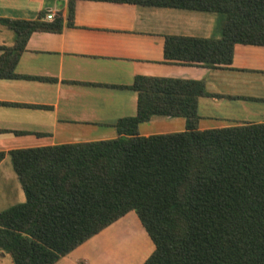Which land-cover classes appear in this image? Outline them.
<instances>
[{
    "label": "trees",
    "instance_id": "16d2710c",
    "mask_svg": "<svg viewBox=\"0 0 264 264\" xmlns=\"http://www.w3.org/2000/svg\"><path fill=\"white\" fill-rule=\"evenodd\" d=\"M95 1L217 15L218 37L165 35V61L226 67L234 44L264 46V0ZM74 2L64 22L3 20L14 41L0 77L16 76L31 32L72 26ZM126 88L135 114L114 122V138L7 152L23 201L0 211V251L12 264H53L133 211L153 246L141 264H264V122L198 129L197 98L210 95L201 80L135 75ZM152 115L182 117L184 130L139 135Z\"/></svg>",
    "mask_w": 264,
    "mask_h": 264
},
{
    "label": "crops",
    "instance_id": "0c3cea01",
    "mask_svg": "<svg viewBox=\"0 0 264 264\" xmlns=\"http://www.w3.org/2000/svg\"><path fill=\"white\" fill-rule=\"evenodd\" d=\"M65 7L66 0H0V54L14 41L4 19L51 21L60 15L64 22ZM46 13L51 19H44ZM217 22L208 12L75 0L72 26L31 32L13 67L16 76L0 77V188L10 182L6 194L23 195L10 150L114 138V122L135 114L136 93L126 88L135 75L201 80L210 95L197 98L198 129L264 122V46L234 44L226 67L164 59L165 35L218 37ZM184 127L182 117L152 115L138 124L137 133ZM130 212L53 264H109L114 255L98 263L92 249L126 217L135 223Z\"/></svg>",
    "mask_w": 264,
    "mask_h": 264
},
{
    "label": "rangeland",
    "instance_id": "374dc122",
    "mask_svg": "<svg viewBox=\"0 0 264 264\" xmlns=\"http://www.w3.org/2000/svg\"><path fill=\"white\" fill-rule=\"evenodd\" d=\"M7 184L13 187V184L10 182L1 185L0 211L23 200L22 194H6L4 187ZM130 213L132 217H135V223L130 221L131 218L129 219V217H126L125 220L116 224L118 225L116 228L110 230L105 236L100 237L96 241L90 255L94 261H97L98 263L103 262L102 259L105 255H114L113 260H108L107 263L141 264L149 255L153 249L152 243L141 228L135 213ZM0 264H12L7 254L0 256ZM103 264L106 263L103 262Z\"/></svg>",
    "mask_w": 264,
    "mask_h": 264
},
{
    "label": "built area",
    "instance_id": "2783aa9c",
    "mask_svg": "<svg viewBox=\"0 0 264 264\" xmlns=\"http://www.w3.org/2000/svg\"><path fill=\"white\" fill-rule=\"evenodd\" d=\"M52 15L50 13H46L44 15V19H51Z\"/></svg>",
    "mask_w": 264,
    "mask_h": 264
},
{
    "label": "water",
    "instance_id": "95a60500",
    "mask_svg": "<svg viewBox=\"0 0 264 264\" xmlns=\"http://www.w3.org/2000/svg\"><path fill=\"white\" fill-rule=\"evenodd\" d=\"M3 254H4V252L0 251V255H3Z\"/></svg>",
    "mask_w": 264,
    "mask_h": 264
}]
</instances>
